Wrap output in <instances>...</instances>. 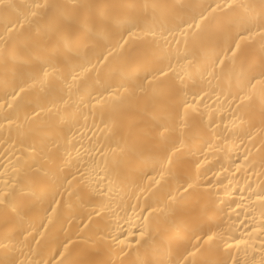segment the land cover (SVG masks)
Masks as SVG:
<instances>
[{"label":"bare ground","instance_id":"obj_1","mask_svg":"<svg viewBox=\"0 0 264 264\" xmlns=\"http://www.w3.org/2000/svg\"><path fill=\"white\" fill-rule=\"evenodd\" d=\"M0 264H264V0H0Z\"/></svg>","mask_w":264,"mask_h":264}]
</instances>
